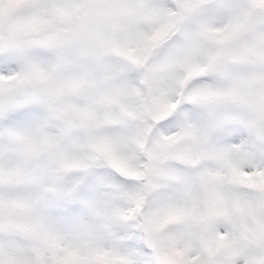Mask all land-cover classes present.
Masks as SVG:
<instances>
[{
    "label": "snow or ice",
    "instance_id": "1",
    "mask_svg": "<svg viewBox=\"0 0 264 264\" xmlns=\"http://www.w3.org/2000/svg\"><path fill=\"white\" fill-rule=\"evenodd\" d=\"M0 264H264V0H0Z\"/></svg>",
    "mask_w": 264,
    "mask_h": 264
}]
</instances>
